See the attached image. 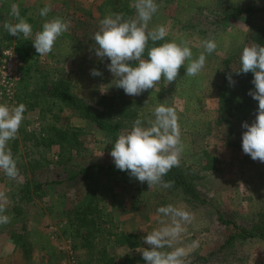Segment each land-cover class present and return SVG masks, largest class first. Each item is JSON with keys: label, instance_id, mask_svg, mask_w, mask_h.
<instances>
[{"label": "rangeland", "instance_id": "374dc122", "mask_svg": "<svg viewBox=\"0 0 264 264\" xmlns=\"http://www.w3.org/2000/svg\"><path fill=\"white\" fill-rule=\"evenodd\" d=\"M156 2L161 7L149 28L166 26L164 42L187 41L193 58L204 50L206 39H214L217 49L206 54L199 75H185L182 66L177 80L167 86L162 77L159 91L130 96L113 85L115 77L107 68L110 60L96 56L92 37L108 14L124 8L134 16V0H0V103L27 106L17 138L9 142L13 157L18 158L19 178L9 180L0 170V191L8 197L6 214L11 217L10 223L0 226V264H98L104 249L114 264H146L139 250L150 246L143 238L159 227L156 210L168 204L193 214L176 245L199 242L186 257L188 264H264V239L238 237L227 243L236 233L235 224L249 228L264 219V162L243 152V123L227 128L217 122L220 70L228 64L236 66L243 48L254 44L247 16L237 12L264 0ZM12 4L19 6L21 17L32 19L28 61L15 48L18 37L3 28L5 22H16L10 14ZM45 5L52 10L41 17ZM55 17L70 21L71 26L50 54L40 56L32 39L46 20ZM8 50L18 55L17 61ZM6 63L13 72L10 78L5 77ZM92 69L102 76L91 75ZM58 79L68 80L73 92L95 107L102 97H114L102 101L105 107L120 104L124 97L133 100L131 109L145 126L154 119L156 106L174 107L184 144L180 166L191 177L198 198L189 199L172 187L150 189L146 182L125 181L111 173L108 165L114 161L105 132L40 90L43 81ZM114 117L122 118L119 113ZM255 118L246 122L251 124ZM132 125L124 119L119 135ZM53 128L68 132L69 141L50 146L40 143ZM73 140L77 144L72 146ZM97 164L105 167L97 168ZM82 169L90 176L81 175ZM82 210L93 223L83 225ZM86 232L91 236L88 246L83 244ZM123 233L135 236V248L122 244L119 236Z\"/></svg>", "mask_w": 264, "mask_h": 264}, {"label": "clouds", "instance_id": "9594fccd", "mask_svg": "<svg viewBox=\"0 0 264 264\" xmlns=\"http://www.w3.org/2000/svg\"><path fill=\"white\" fill-rule=\"evenodd\" d=\"M132 7L135 9L134 16L126 17L122 12L105 16L92 37L96 56L100 60H110L107 68L115 77L114 86L122 88L126 95L139 96L149 89L159 91L157 85H160L162 77L165 86L176 81L182 66L189 77L201 73L206 64V54H212L217 49L214 39L202 42L204 50L197 58H193L192 49L185 40L179 43L165 41L157 45L156 42L164 41L168 36L164 25L149 28L161 5L156 0H134ZM51 10V5H45L39 14L47 17ZM10 14L16 22L3 24L9 35L18 38L22 35L24 39L33 37L32 25L21 17L17 4L11 5ZM70 26V21L59 17L46 20L42 30L36 32L32 39L36 52L40 56L50 54L57 39ZM150 41L154 46L149 47ZM133 61L135 63H130ZM240 65L239 70L233 71L254 74L252 83L255 90H250L249 95L258 101L254 122L242 124L246 129L242 134V149L253 160L264 162V46H245L240 55ZM91 75L102 76V73L92 69ZM227 79L231 85L235 84L231 73ZM26 111L24 103L15 106L0 103V170L9 180H17L20 175L18 158L13 157L9 142L17 138ZM153 115L154 119L147 120V126L144 120L137 118L130 131L118 136L110 155L117 169L127 171L140 183L146 182L150 189L153 186L168 189L173 187L174 182L165 181L164 177L173 167L180 166L184 151L179 117L174 107L164 104L156 106ZM7 205L8 197L0 191V226L11 222V217L6 214ZM156 211L159 227L147 232L143 238L150 247L139 250L146 264H188L186 257L198 248L199 242L176 245L186 231V225L193 220V214L172 204L161 206Z\"/></svg>", "mask_w": 264, "mask_h": 264}, {"label": "trees", "instance_id": "16d2710c", "mask_svg": "<svg viewBox=\"0 0 264 264\" xmlns=\"http://www.w3.org/2000/svg\"><path fill=\"white\" fill-rule=\"evenodd\" d=\"M125 13L126 17L130 14L126 13L124 8L120 9V13ZM237 14L247 16L251 27L250 39L254 44H260L264 46V3L260 5H248L238 10ZM29 23L32 22L31 18L27 19ZM164 41L156 42V44H161ZM31 43L30 38L24 39L23 37L15 40V48L21 55L24 61H28L30 57L29 45ZM154 46L152 42H149V47ZM145 57L147 58V52H145ZM31 65H28L30 68ZM241 67L240 59L236 66H228L220 70L221 81L219 84V109H218V124L224 125L227 128H234L236 125L248 121L252 117H256L258 111V101L254 100L251 95H249L250 90H255V86L252 83L254 74L249 72L247 74H237L234 70H239ZM231 73L234 85H231L227 79L228 74ZM40 90L45 93L47 97L58 100L63 103V105L74 109L78 112V115L84 119L94 122L100 129H102L106 136L110 139V151L113 148V144L119 136V130L123 126V120L134 122L137 118V113L134 109H131L134 101L131 99L122 98L120 104L111 103L106 106L102 103L105 99L111 101L113 98L102 97L101 101L98 102L96 107L87 103L83 98L76 95L72 88L71 83L66 79H58L53 81H43ZM119 113L122 118L114 117L115 114ZM233 131V130H232ZM60 129H51L48 136L41 137L40 143L46 146L58 144L61 145L65 141H69V133ZM77 144V140H73L72 146ZM95 167L101 168L105 166L96 165ZM108 169H111V173L123 178L125 181L135 180L134 177H130L127 171H121L116 168L113 163L111 166L108 165ZM80 174L83 176H90V173L86 169H82ZM77 174V175H80ZM165 181H173L174 185L172 188L181 189L183 194L189 199L198 198L197 190L194 184L191 182V177L186 171L181 167H173L168 174L164 177ZM38 187L42 185V182L37 183ZM29 187V184H28ZM47 194V192H41V195ZM83 215L81 218L87 225L93 223L94 220L88 219L87 211H81ZM85 226H80L85 227ZM236 233L230 235L227 243H232L236 238H260L264 239V219L255 222L252 227L246 228L243 226H237L235 224ZM80 234L83 232H79ZM85 240L84 245L88 246L89 238H91L89 232L84 233ZM120 240L123 245L129 248H135L137 246L135 236L129 233H123ZM226 246V245H225ZM100 258L98 259V264H114V258L110 256L106 249L102 250L100 253Z\"/></svg>", "mask_w": 264, "mask_h": 264}, {"label": "built area", "instance_id": "2783aa9c", "mask_svg": "<svg viewBox=\"0 0 264 264\" xmlns=\"http://www.w3.org/2000/svg\"><path fill=\"white\" fill-rule=\"evenodd\" d=\"M7 52H9L10 54H11V56L12 57H14L15 59H16V61L18 60V55L17 54H14L12 51H7ZM3 67H4V69L6 70L5 71V77H8V78H10L11 77V75L13 74V72H12V69L10 68V66H9V64L8 63H6V65H3Z\"/></svg>", "mask_w": 264, "mask_h": 264}]
</instances>
